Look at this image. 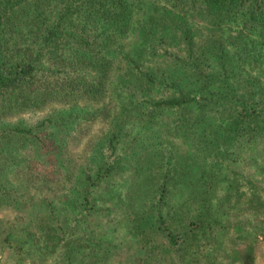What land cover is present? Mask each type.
I'll use <instances>...</instances> for the list:
<instances>
[{"label":"trees","instance_id":"trees-1","mask_svg":"<svg viewBox=\"0 0 264 264\" xmlns=\"http://www.w3.org/2000/svg\"><path fill=\"white\" fill-rule=\"evenodd\" d=\"M239 22L246 28L230 32ZM248 30L256 38L245 36ZM136 34L141 45L126 56L127 78L118 87L148 99L152 115L143 126L150 132L161 123L157 147L166 161L158 172L145 170L152 172L145 183L158 192L149 190L144 208L128 212L139 252L129 261L228 264L217 249L226 239L238 242L232 236L236 223L249 231L245 242H258L250 229H258L261 199L252 179L230 166L251 157L264 181V59L256 57L260 46L264 55V0H0V98L23 95L29 107L56 96L69 105L83 88L82 97L97 100L111 74V50ZM247 61L261 65L246 70ZM79 67L98 73L99 80L65 84ZM122 135L114 133L110 146L100 147L99 170L96 177L89 171V181L102 183L120 169V161L106 162L105 150L117 155ZM187 145L206 152L204 157L211 150L218 154L198 166L190 155L174 154ZM223 183L226 192L218 196ZM175 190L181 193L177 204ZM101 240L92 247V264L118 255L116 245ZM62 253L74 256L72 246ZM246 255L254 261L252 246Z\"/></svg>","mask_w":264,"mask_h":264},{"label":"rangeland","instance_id":"rangeland-1","mask_svg":"<svg viewBox=\"0 0 264 264\" xmlns=\"http://www.w3.org/2000/svg\"><path fill=\"white\" fill-rule=\"evenodd\" d=\"M139 19L136 26H139ZM244 28L245 24L239 22L229 31L235 34ZM245 36L256 38L249 30ZM140 45L136 34L121 41L117 47L120 52L117 48L111 50L108 59L111 74L105 92L97 100L82 97L80 90L83 88L78 91L81 95L70 99L69 105L63 104L56 96H48L45 102L39 100L28 107L22 104V94L16 100L1 96L0 264H92V247L99 236L105 244L111 242L116 245L118 253L104 259L102 264H131L130 254L139 255L135 252L137 238L132 233L128 212L144 208L150 196L149 190L158 192L157 185L145 183L146 175L152 173L145 170L158 172L164 169L166 161L159 155L161 151L157 147L161 123L150 131L152 134L143 126L152 115L148 99L142 94L130 97L118 87L127 78L130 63L126 56ZM261 50L260 46L256 54L260 60L264 59V55H260ZM249 62L246 70L261 65ZM83 70L79 67V71L72 73L71 78H65L64 83L77 84L81 78L91 82L99 80L98 73ZM59 79L62 82V78ZM132 107L136 108L132 112L135 117L127 111ZM27 130H32L33 135L26 133ZM120 132L123 135L117 155L114 156L112 150H105L106 162L120 161V169H115L102 183L89 181V171L96 177L99 170L100 147H109L113 134ZM170 151H165V158L170 157ZM173 152L176 156L190 155L198 166L209 159L213 162L212 157L218 154L217 150H211L210 155L204 157L206 152H201L204 154L201 155L194 145L181 146ZM252 159L239 160L230 168L238 171L243 179H252L253 189L261 199L256 222L258 229H250L255 234L252 236L256 237L250 238L258 242L254 245L245 242L244 237L249 231L236 223L232 236L238 242L232 245L226 239L227 245L217 249V253L231 264L264 262V181L256 175L257 170L252 169L255 167L250 165ZM191 163L194 167V162ZM198 166L193 168L197 178L201 175ZM226 186V183L222 184L218 196L225 194ZM175 192L177 195L173 200L177 204L181 193L179 190ZM238 212L240 215L238 210L233 214ZM49 238L54 242L50 246L46 241ZM68 246H72L74 256L66 258L62 250L66 252ZM251 246L255 256L253 262L246 257Z\"/></svg>","mask_w":264,"mask_h":264},{"label":"water","instance_id":"water-1","mask_svg":"<svg viewBox=\"0 0 264 264\" xmlns=\"http://www.w3.org/2000/svg\"><path fill=\"white\" fill-rule=\"evenodd\" d=\"M263 264H264V262H263Z\"/></svg>","mask_w":264,"mask_h":264}]
</instances>
